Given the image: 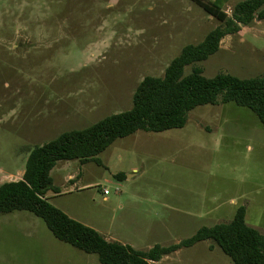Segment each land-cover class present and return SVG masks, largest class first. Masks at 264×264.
I'll return each mask as SVG.
<instances>
[{
    "label": "rangeland",
    "instance_id": "obj_1",
    "mask_svg": "<svg viewBox=\"0 0 264 264\" xmlns=\"http://www.w3.org/2000/svg\"><path fill=\"white\" fill-rule=\"evenodd\" d=\"M242 1L230 0L227 14ZM221 25L195 0H0V187L22 180L29 149L130 110L144 78L163 77ZM196 66L207 78L264 76V21L227 35ZM99 158L58 162L60 193L48 199L105 238L169 247L231 222L240 207L264 233V126L247 108L199 106L184 128L138 131ZM0 264L101 263L17 211L0 217ZM151 264L234 263L210 240Z\"/></svg>",
    "mask_w": 264,
    "mask_h": 264
},
{
    "label": "trees",
    "instance_id": "obj_2",
    "mask_svg": "<svg viewBox=\"0 0 264 264\" xmlns=\"http://www.w3.org/2000/svg\"><path fill=\"white\" fill-rule=\"evenodd\" d=\"M195 1L222 25L212 30L200 44L184 47L163 77L144 78L134 93L130 110L29 149L22 180L0 187V217L17 211L33 213L46 223L57 240L97 255L101 264H151L183 248L210 240L234 264H264V234L247 224L245 207H240L229 223L203 227L193 237L169 247L157 245L148 251H139L107 240L95 229L70 218L47 197L51 191L60 193L51 176L58 162L77 160L82 164H101L100 154L118 139L138 131L161 133L184 128L191 111L199 106L234 103L251 110L264 126V76L241 79L219 73L207 78L196 66L217 54L227 35L236 34L255 21H264V0L239 2L231 16L225 11L230 0ZM189 66L193 71L186 75Z\"/></svg>",
    "mask_w": 264,
    "mask_h": 264
},
{
    "label": "crops",
    "instance_id": "obj_3",
    "mask_svg": "<svg viewBox=\"0 0 264 264\" xmlns=\"http://www.w3.org/2000/svg\"><path fill=\"white\" fill-rule=\"evenodd\" d=\"M69 179H71V180H74V177H69ZM47 197H49V195H47ZM246 221H247V216H246ZM250 225V224H249ZM251 227H254V228H256V229H258L256 226H253V225H250ZM259 230V229H258ZM260 231V230H259ZM261 232V231H260ZM262 233V232H261ZM262 234H264V233H262ZM107 240H109V241H113V240H110V239H108V238H106ZM125 245V244H124ZM133 248V247H132Z\"/></svg>",
    "mask_w": 264,
    "mask_h": 264
},
{
    "label": "built area",
    "instance_id": "obj_4",
    "mask_svg": "<svg viewBox=\"0 0 264 264\" xmlns=\"http://www.w3.org/2000/svg\"><path fill=\"white\" fill-rule=\"evenodd\" d=\"M104 193H105L106 197L109 195V191L108 190H105Z\"/></svg>",
    "mask_w": 264,
    "mask_h": 264
},
{
    "label": "water",
    "instance_id": "obj_5",
    "mask_svg": "<svg viewBox=\"0 0 264 264\" xmlns=\"http://www.w3.org/2000/svg\"><path fill=\"white\" fill-rule=\"evenodd\" d=\"M23 176L26 174V171L22 172Z\"/></svg>",
    "mask_w": 264,
    "mask_h": 264
}]
</instances>
